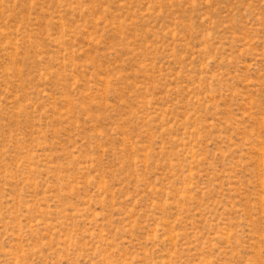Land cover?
<instances>
[{
  "label": "rangeland",
  "instance_id": "1",
  "mask_svg": "<svg viewBox=\"0 0 264 264\" xmlns=\"http://www.w3.org/2000/svg\"><path fill=\"white\" fill-rule=\"evenodd\" d=\"M0 264H264V0H0Z\"/></svg>",
  "mask_w": 264,
  "mask_h": 264
}]
</instances>
